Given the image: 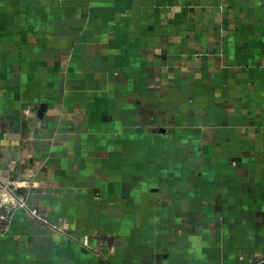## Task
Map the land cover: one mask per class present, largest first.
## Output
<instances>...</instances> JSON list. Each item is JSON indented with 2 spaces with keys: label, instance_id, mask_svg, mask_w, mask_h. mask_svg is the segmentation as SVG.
Listing matches in <instances>:
<instances>
[{
  "label": "crops",
  "instance_id": "0c3cea01",
  "mask_svg": "<svg viewBox=\"0 0 264 264\" xmlns=\"http://www.w3.org/2000/svg\"><path fill=\"white\" fill-rule=\"evenodd\" d=\"M262 262L264 0H0V264Z\"/></svg>",
  "mask_w": 264,
  "mask_h": 264
},
{
  "label": "built area",
  "instance_id": "2783aa9c",
  "mask_svg": "<svg viewBox=\"0 0 264 264\" xmlns=\"http://www.w3.org/2000/svg\"><path fill=\"white\" fill-rule=\"evenodd\" d=\"M12 193H14V190L12 189V190H10ZM22 204H23V202H21Z\"/></svg>",
  "mask_w": 264,
  "mask_h": 264
},
{
  "label": "water",
  "instance_id": "95a60500",
  "mask_svg": "<svg viewBox=\"0 0 264 264\" xmlns=\"http://www.w3.org/2000/svg\"><path fill=\"white\" fill-rule=\"evenodd\" d=\"M260 264H264V262L260 263Z\"/></svg>",
  "mask_w": 264,
  "mask_h": 264
}]
</instances>
